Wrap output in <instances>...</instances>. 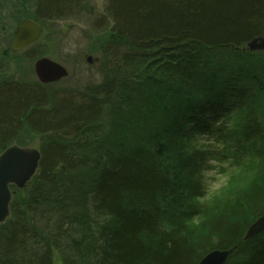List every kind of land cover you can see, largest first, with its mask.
<instances>
[{
  "label": "trees",
  "instance_id": "1",
  "mask_svg": "<svg viewBox=\"0 0 264 264\" xmlns=\"http://www.w3.org/2000/svg\"><path fill=\"white\" fill-rule=\"evenodd\" d=\"M17 1V25L43 26L86 0ZM106 10L104 82L56 101L41 83H0V154L25 146L26 129L48 136L37 174L12 186L0 264H55V253L62 264H196L235 245L226 264H264V231L244 240L264 213V49L246 48L264 37V0H107ZM247 157L261 162L256 180L212 208L199 202L213 160Z\"/></svg>",
  "mask_w": 264,
  "mask_h": 264
},
{
  "label": "rangeland",
  "instance_id": "2",
  "mask_svg": "<svg viewBox=\"0 0 264 264\" xmlns=\"http://www.w3.org/2000/svg\"><path fill=\"white\" fill-rule=\"evenodd\" d=\"M106 7L107 0H86L73 16L46 21L34 43L9 52L0 70V83L7 80L40 83L35 62L45 56L64 64L70 71L67 78L45 85L55 101L78 95L104 82L107 58L103 53V44L108 38L109 22L101 20L107 14ZM24 11L25 7L17 0H0V52H3L7 39L12 38L8 37L7 31L12 27L14 30ZM88 55L93 56L92 63L88 62ZM47 137L28 129L22 134L25 146L36 148H41ZM260 163L252 157H247L238 166L230 161L213 160L210 169L203 173L207 194L199 202L212 208L237 196L256 180ZM202 220L203 217H198L191 226H199ZM54 259L55 264H62L58 253H55Z\"/></svg>",
  "mask_w": 264,
  "mask_h": 264
},
{
  "label": "water",
  "instance_id": "3",
  "mask_svg": "<svg viewBox=\"0 0 264 264\" xmlns=\"http://www.w3.org/2000/svg\"><path fill=\"white\" fill-rule=\"evenodd\" d=\"M42 33V26L32 18L23 19L17 26L13 40V50H21L34 43ZM251 51L264 49V37H255L247 43ZM92 63V55L87 56ZM35 72L41 84L59 82L70 75L69 69L48 56L35 62ZM42 152L39 148L11 145L0 155V224L10 216L13 192L11 186L24 189L39 170ZM264 231V213L249 226L244 240H248ZM237 245L228 249L217 248L207 253L196 264H226L236 250Z\"/></svg>",
  "mask_w": 264,
  "mask_h": 264
}]
</instances>
